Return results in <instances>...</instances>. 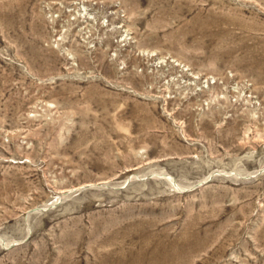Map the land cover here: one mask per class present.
<instances>
[{"label":"rangeland","instance_id":"1","mask_svg":"<svg viewBox=\"0 0 264 264\" xmlns=\"http://www.w3.org/2000/svg\"><path fill=\"white\" fill-rule=\"evenodd\" d=\"M0 264H264V0H0Z\"/></svg>","mask_w":264,"mask_h":264},{"label":"bare ground","instance_id":"2","mask_svg":"<svg viewBox=\"0 0 264 264\" xmlns=\"http://www.w3.org/2000/svg\"><path fill=\"white\" fill-rule=\"evenodd\" d=\"M105 256H106V255H105ZM127 256H128V255H127ZM127 256H126V257H127ZM128 257H129V256H128ZM124 258H125V254H124ZM125 261H126V260H125ZM123 262H124V261H123Z\"/></svg>","mask_w":264,"mask_h":264}]
</instances>
